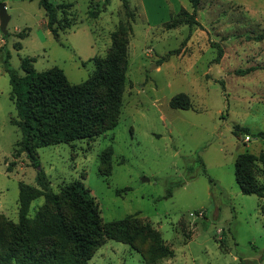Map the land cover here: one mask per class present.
Listing matches in <instances>:
<instances>
[{"label":"rangeland","instance_id":"374dc122","mask_svg":"<svg viewBox=\"0 0 264 264\" xmlns=\"http://www.w3.org/2000/svg\"><path fill=\"white\" fill-rule=\"evenodd\" d=\"M49 1L75 7L77 24L59 38L48 30L38 0H0L10 16L6 39L0 30V214L17 224L20 184L39 188L27 155L15 157L21 132L11 123L17 112L2 56L10 54V65L20 74L22 59L29 58L36 71L58 67L77 85L94 73L91 59L106 57L114 33L124 26L128 68L118 125L94 140L37 150L52 192L82 181L105 223L137 216L141 229L151 224L174 252L160 264H264V199L243 194L235 178L239 155L264 151L259 136L264 135V0H201L202 27L176 29L167 25L182 9L192 12L189 0ZM92 2L102 9L96 19L88 17ZM213 43L224 51L220 63ZM249 68L253 72L237 74ZM180 94L190 98V109L171 108ZM240 129L250 141L245 133L236 134ZM109 150L111 166H103L100 156ZM256 177L264 183L260 164ZM62 205L69 215L66 202ZM40 210L46 214L32 226L36 233L57 217L50 197L34 200L28 218L34 220ZM147 234L135 236L138 251L154 246ZM50 240V252L57 246L60 255H69L63 239ZM88 264L145 263L131 246L107 240Z\"/></svg>","mask_w":264,"mask_h":264},{"label":"trees","instance_id":"16d2710c","mask_svg":"<svg viewBox=\"0 0 264 264\" xmlns=\"http://www.w3.org/2000/svg\"><path fill=\"white\" fill-rule=\"evenodd\" d=\"M38 2L45 11L47 28L54 37L59 38L60 33L77 24L73 3L55 4L49 0ZM189 2L192 12L182 9L168 23L167 29L185 25L202 27L197 20L201 0ZM124 7L127 14L132 15L127 1H124ZM101 12V7L92 2L88 17L96 19ZM126 33L124 26L118 28L113 35L111 51L104 58L91 59L95 65L94 73L87 81L77 85L71 84L64 71L58 67L44 72L36 71L32 65L35 60L29 58L22 59L21 69L24 74H20L11 67L10 54L2 56L4 70L10 78V100L17 112L11 118V123L21 132V139L15 145V157L18 158L23 153L27 155L38 171L39 188L20 184L17 224L0 214V264H88L96 250L107 240L131 246L141 254L145 264H160L163 260L174 257V252L164 245L162 237L153 230L151 224L145 223L140 228L142 223L137 216L105 223L96 199L82 181L64 185L58 195L54 194L37 157V150L40 148L94 140L118 125L128 68ZM261 39L263 37L255 38ZM212 46L218 49L215 63H220L224 51L218 43H213ZM0 51L3 52L4 47ZM253 70L254 68L239 70L237 74L246 75ZM170 106L177 110H187L191 108V101L187 95L180 94L171 100ZM238 133H245L250 137L246 129H240L236 132ZM259 136L264 137L263 134ZM112 157V150L103 152L100 156L101 164L111 166ZM257 164L264 169V151L258 156L250 153L239 155L235 162V178L243 194L264 199V183L260 184L256 177ZM15 165V162L10 163L8 171L12 172ZM41 196L51 198L56 206L57 217L52 220L51 226L43 227L36 233L31 230L32 226L36 228L38 221L43 220L46 213L40 210L34 220L28 218V213L31 203ZM64 201L68 205L69 215L63 210ZM135 228L138 230L135 236L147 231V236L154 239V246L146 253L135 248V236L129 233L130 229ZM55 236L67 243L70 249L68 256L60 255L57 246L56 251L50 252V238Z\"/></svg>","mask_w":264,"mask_h":264},{"label":"water","instance_id":"95a60500","mask_svg":"<svg viewBox=\"0 0 264 264\" xmlns=\"http://www.w3.org/2000/svg\"><path fill=\"white\" fill-rule=\"evenodd\" d=\"M10 21V16L7 13V5L6 3H0V30L1 33L6 36L8 34L7 26Z\"/></svg>","mask_w":264,"mask_h":264},{"label":"built area","instance_id":"2783aa9c","mask_svg":"<svg viewBox=\"0 0 264 264\" xmlns=\"http://www.w3.org/2000/svg\"><path fill=\"white\" fill-rule=\"evenodd\" d=\"M246 140H247V141H250L251 138H250L249 136H247V137H246ZM192 215H193V214H192Z\"/></svg>","mask_w":264,"mask_h":264},{"label":"crops","instance_id":"0c3cea01","mask_svg":"<svg viewBox=\"0 0 264 264\" xmlns=\"http://www.w3.org/2000/svg\"><path fill=\"white\" fill-rule=\"evenodd\" d=\"M1 41H2V39L0 40V48L2 47Z\"/></svg>","mask_w":264,"mask_h":264}]
</instances>
